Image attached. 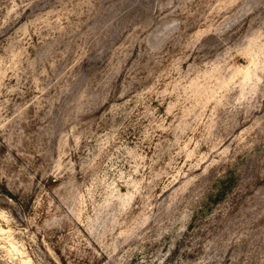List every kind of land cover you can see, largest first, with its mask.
Instances as JSON below:
<instances>
[{
  "label": "rangeland",
  "instance_id": "374dc122",
  "mask_svg": "<svg viewBox=\"0 0 264 264\" xmlns=\"http://www.w3.org/2000/svg\"><path fill=\"white\" fill-rule=\"evenodd\" d=\"M0 264H264V0H0Z\"/></svg>",
  "mask_w": 264,
  "mask_h": 264
}]
</instances>
